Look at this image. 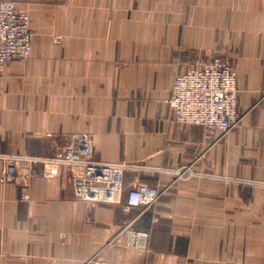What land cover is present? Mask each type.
<instances>
[{
	"label": "crops",
	"instance_id": "crops-1",
	"mask_svg": "<svg viewBox=\"0 0 264 264\" xmlns=\"http://www.w3.org/2000/svg\"><path fill=\"white\" fill-rule=\"evenodd\" d=\"M14 1L33 51L0 72V264H264V0ZM213 56L231 57L240 89L220 139L168 102ZM79 132L96 159L129 164L122 202L79 200L65 169L26 160ZM140 182L163 191L143 214L125 201ZM134 219L147 251L119 233Z\"/></svg>",
	"mask_w": 264,
	"mask_h": 264
},
{
	"label": "built area",
	"instance_id": "built-area-1",
	"mask_svg": "<svg viewBox=\"0 0 264 264\" xmlns=\"http://www.w3.org/2000/svg\"><path fill=\"white\" fill-rule=\"evenodd\" d=\"M32 40L30 14L20 9L14 0H0V72L15 59L29 58L33 51ZM239 92L231 57L213 56L200 64H191L185 72L176 75L168 102L177 122L202 125L220 139L240 122ZM26 160L34 165L52 164L55 170L65 169L74 196L79 200L92 204L123 201L124 172L129 164L96 159L93 138L88 133L69 135L66 144L54 155L30 156ZM54 171L44 169L42 174L36 172V175H54ZM4 176L7 179L15 177L13 164H9ZM162 193L160 188L140 182L126 190L125 201L128 207L137 208L143 214L154 208ZM134 222L135 219L127 222L119 233L124 234L127 247L147 251L150 231L134 227Z\"/></svg>",
	"mask_w": 264,
	"mask_h": 264
},
{
	"label": "rangeland",
	"instance_id": "rangeland-1",
	"mask_svg": "<svg viewBox=\"0 0 264 264\" xmlns=\"http://www.w3.org/2000/svg\"><path fill=\"white\" fill-rule=\"evenodd\" d=\"M233 62V61H232ZM234 65V64H233ZM234 68H235V66H234Z\"/></svg>",
	"mask_w": 264,
	"mask_h": 264
}]
</instances>
